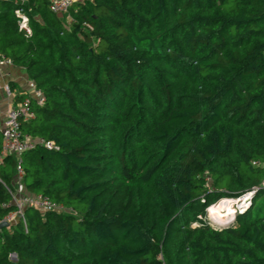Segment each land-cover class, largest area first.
Wrapping results in <instances>:
<instances>
[{
	"label": "trees",
	"instance_id": "16d2710c",
	"mask_svg": "<svg viewBox=\"0 0 264 264\" xmlns=\"http://www.w3.org/2000/svg\"><path fill=\"white\" fill-rule=\"evenodd\" d=\"M0 55L45 96L26 191L73 210L25 208L0 264H264V0H0ZM19 159L0 135V222Z\"/></svg>",
	"mask_w": 264,
	"mask_h": 264
},
{
	"label": "built area",
	"instance_id": "2783aa9c",
	"mask_svg": "<svg viewBox=\"0 0 264 264\" xmlns=\"http://www.w3.org/2000/svg\"><path fill=\"white\" fill-rule=\"evenodd\" d=\"M52 12L62 15L67 14L75 0H46ZM19 30L25 37L32 36V29L30 26V19L26 12L21 9L17 13ZM5 65H13L12 60L5 56L0 55V67ZM6 92L11 93L10 86L6 87ZM35 100L38 105L45 102V96L33 82L29 84V93L27 97L21 101L17 106L9 109L4 120V125L0 128V135L3 138V154H13L18 157L37 146V140L29 135H26L21 130V124L34 118V112L31 108L32 100ZM48 149L57 150L58 146L51 141H39ZM21 159L17 165V180L13 190H9L12 196L13 204L17 210L7 216L4 220L11 223L12 216L24 217V210L27 207H33L41 212L59 211V212H72V209L66 208L62 204H58L43 195L30 194L26 191L25 184L23 183L24 171L21 166ZM254 192H250L241 197V205L238 207L239 211H243L250 205L251 198ZM242 209V210H241ZM231 220V219H230ZM229 222V221H228Z\"/></svg>",
	"mask_w": 264,
	"mask_h": 264
},
{
	"label": "crops",
	"instance_id": "0c3cea01",
	"mask_svg": "<svg viewBox=\"0 0 264 264\" xmlns=\"http://www.w3.org/2000/svg\"><path fill=\"white\" fill-rule=\"evenodd\" d=\"M30 80L23 68L15 65H5L0 67V128L4 125L7 111L17 106L23 95L29 93ZM10 86L11 93L6 92V87Z\"/></svg>",
	"mask_w": 264,
	"mask_h": 264
},
{
	"label": "rangeland",
	"instance_id": "374dc122",
	"mask_svg": "<svg viewBox=\"0 0 264 264\" xmlns=\"http://www.w3.org/2000/svg\"><path fill=\"white\" fill-rule=\"evenodd\" d=\"M240 199L241 197L240 198H223L222 200L212 204L206 209L204 220L208 221L213 227L219 226L218 224H221L220 221H222V224L224 223L223 221H230V219L234 216L235 212L239 211L238 207L242 203ZM220 206L221 208H219ZM227 208L228 210L231 209L232 212L229 213L227 217L224 218L225 220L218 218V215L220 214V212L224 211V209H227ZM12 218L13 219L11 220V224H15L18 221V216L13 215ZM199 218H201V216H199Z\"/></svg>",
	"mask_w": 264,
	"mask_h": 264
},
{
	"label": "bare ground",
	"instance_id": "6f19581e",
	"mask_svg": "<svg viewBox=\"0 0 264 264\" xmlns=\"http://www.w3.org/2000/svg\"><path fill=\"white\" fill-rule=\"evenodd\" d=\"M226 204V203H225ZM219 208H221V206L219 207ZM221 210V209H220ZM229 211V212H228ZM232 211H231V209H229L228 210V208L227 209H224V211H222V212H220V214L218 215V218H220V219H224L225 217H227V215L229 214V213H231ZM231 215V214H230ZM219 220V219H218Z\"/></svg>",
	"mask_w": 264,
	"mask_h": 264
},
{
	"label": "water",
	"instance_id": "95a60500",
	"mask_svg": "<svg viewBox=\"0 0 264 264\" xmlns=\"http://www.w3.org/2000/svg\"><path fill=\"white\" fill-rule=\"evenodd\" d=\"M229 223V222H228ZM227 224V223H226ZM10 225V223L6 220H3L0 222V229L4 228V227H8ZM13 258H16V255L13 254L12 255Z\"/></svg>",
	"mask_w": 264,
	"mask_h": 264
}]
</instances>
